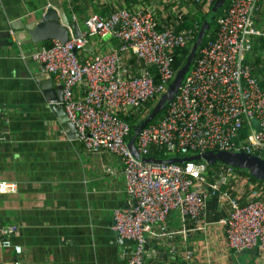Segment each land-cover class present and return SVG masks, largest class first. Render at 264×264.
I'll use <instances>...</instances> for the list:
<instances>
[{
    "label": "built area",
    "instance_id": "2783aa9c",
    "mask_svg": "<svg viewBox=\"0 0 264 264\" xmlns=\"http://www.w3.org/2000/svg\"><path fill=\"white\" fill-rule=\"evenodd\" d=\"M213 1L162 0L130 7L118 0L111 2L107 14H87L79 34L68 25L67 41L51 39L19 52L20 57L40 63L61 85L60 102L84 147L112 153L122 164L125 191L133 203L116 209L111 224L120 237L130 240L122 249L121 264H144L146 256L160 250L173 259L190 261L194 250L186 246L189 233L202 230L209 237L208 232L217 228L226 243L221 257L244 250L259 258L257 264H264L263 191L255 187L248 170L203 158L215 149L261 157L264 88L249 54L254 38L264 36L255 23L263 0L228 1L216 17L214 37L198 47L164 111L137 133L138 156L128 145L132 133L127 117L134 116L137 123L146 118L151 102L167 90L175 75L176 48L195 36L193 27L178 29L188 12L185 2L207 12ZM167 4L176 5L172 12ZM94 35L114 36L117 45L87 56V43ZM160 153L171 156L163 158ZM194 154L199 157H189ZM170 157L184 158L165 160ZM106 171L114 173L109 166ZM16 189V182L0 180V193ZM213 196L222 213L214 219L208 203ZM173 211L178 226L168 221ZM15 228L0 223V246H11L20 254L21 246L11 241ZM12 264L22 262L14 259Z\"/></svg>",
    "mask_w": 264,
    "mask_h": 264
},
{
    "label": "crops",
    "instance_id": "0c3cea01",
    "mask_svg": "<svg viewBox=\"0 0 264 264\" xmlns=\"http://www.w3.org/2000/svg\"><path fill=\"white\" fill-rule=\"evenodd\" d=\"M117 1L0 0V180L17 184L14 192L0 193V223L16 226L11 241L22 248L20 254H15L11 246H0V264H12L14 259L22 264L123 261L121 252L129 242L111 228L114 211L133 203L125 191L122 164L116 155L86 149L77 137H69L60 118L62 113H57L61 103L58 95L62 96V92L53 74L37 61L19 55L20 50L28 52L45 43H21L16 35L20 30L17 26L38 17L47 6L58 11L63 7L81 30L87 14H107L111 2ZM153 1L158 4L162 0H125L130 7H145ZM185 5L188 12L184 19L190 11L201 10L194 3ZM171 6H165L169 12L176 5ZM155 11L160 16L157 8ZM255 21L264 30V0ZM258 37L254 38L257 48L264 42V38ZM87 45V56H91L92 51L115 47L117 40L114 36L94 35ZM262 52L260 48L249 54L258 78L264 70ZM107 166L114 169L113 174L106 171ZM253 181L263 191L260 196L264 199V179ZM213 210L210 208V216ZM215 211L219 212L216 208ZM177 216L173 211L169 223L178 226ZM208 233L209 237L202 230L189 233L186 246L194 250L190 261L173 259L167 254L159 256L160 250L146 256L144 264H214L211 257L217 264H240L238 254L246 251H229L221 257L226 244L223 231L217 228ZM247 253L246 262L257 264L259 258Z\"/></svg>",
    "mask_w": 264,
    "mask_h": 264
},
{
    "label": "water",
    "instance_id": "95a60500",
    "mask_svg": "<svg viewBox=\"0 0 264 264\" xmlns=\"http://www.w3.org/2000/svg\"><path fill=\"white\" fill-rule=\"evenodd\" d=\"M224 0H214L213 5L211 6L209 16H212L216 11L217 7H219ZM22 22V21H21ZM68 25H70L73 29V31L76 34H79V29L77 27V23L75 20H70L63 7L59 8V11L53 7V6H47L43 12L39 14L38 17H35L34 19L29 20L28 22L24 23L22 22V25L17 26L20 30L16 33L17 39L21 43H29V42H42L45 40H51V39H57L62 42L68 40ZM202 40V31H198L196 39L191 45V48L186 56V60L183 63V65L178 68L175 72V75L171 82L169 83L167 90L161 94V96L158 98L154 106L152 107L150 113L146 116V118L137 125L134 126L133 132L131 137L128 140V145L131 148V150L134 152L136 156H138V153L136 151V148L134 146V139L139 132V130L149 121L151 120L157 112H159L165 102L170 99L169 93L174 90L178 89V86L180 85L182 78L186 71L189 68V65L191 64L194 53L196 49L198 48L200 42ZM59 87L61 89V85L59 84ZM176 92V91H175ZM59 99L61 100V95H58ZM56 108V106H55ZM58 112L62 122L66 124V129L68 130V134L70 138L77 137L76 128L74 124L67 118V116L64 113V108L62 106V103L59 104ZM206 151V152H210ZM205 152V153H206ZM220 152L222 155H220ZM217 158H220L222 161L224 160L225 163L244 168L249 171V173L253 177H264V158L258 156L257 154H251L244 151H231V150H221L216 154ZM189 157L198 158L199 154H194ZM184 157H170L168 159H165L166 161H182ZM147 160H156L159 161L160 159L155 158H144ZM213 162V161H212ZM130 242V240H128ZM244 251V250H242ZM159 256L166 257V251L162 250L159 253Z\"/></svg>",
    "mask_w": 264,
    "mask_h": 264
},
{
    "label": "trees",
    "instance_id": "16d2710c",
    "mask_svg": "<svg viewBox=\"0 0 264 264\" xmlns=\"http://www.w3.org/2000/svg\"><path fill=\"white\" fill-rule=\"evenodd\" d=\"M228 1L229 0H224L223 3L220 5V7H218L217 11L212 16H209L210 9H209V11L203 12V13L202 12L200 13V11L198 9L195 12L190 11L189 14L185 17L186 19L188 18L187 20L183 18L182 23L180 24V26H178V29L179 28H183V27H193L195 29V36H194V38L191 41H189L184 46L177 47L176 48L175 53H174V59H173V69L174 70H177L178 68H180L183 65V63L185 62L186 56H187V54H188V52H189V50L191 48L192 43L196 39L197 33L200 30L201 25H202V22H203V20L205 18H207V27H206L205 33L202 34V40H201L199 46L202 45V44H205L206 42H208L209 40H211L214 37L215 32H216V24H217L216 17H217V15L219 13L222 12L223 8L225 6H227ZM213 3H214V1L211 3V6L213 5ZM260 37H261V39L264 38V36H260ZM50 41L51 40H45L43 42L45 44H49ZM255 44H256V42L254 41L253 42V48H252L253 49L252 50L253 53H254L255 50H258L260 48L263 49V51H264V42L261 43L258 48H257V46ZM197 51H198V48L196 49V51L194 53V57L198 53ZM262 53H263V56H264V52H262ZM152 70H154V67H152ZM262 72L263 73L260 75L259 81H260V84L262 85V87L264 88V70H262ZM156 77L157 76H155V78ZM161 110H162L161 111V113H162L164 111V109H161ZM161 113L158 114V112H157L154 117H156L158 115H161ZM127 119L130 122V125H131V133H132L134 126L137 125L139 122L137 123L136 118L134 116H128ZM150 121H152V120H150ZM211 151H214L215 154H217L219 152L216 149L215 150H211ZM262 151L264 152V149L261 150V154L260 155H261L262 158H264V153ZM160 154H161L160 156H162L163 158L168 157L167 155H164L162 153H160ZM218 161H220V159H218L217 156L215 155L212 164H217ZM251 178L252 179H257L256 177H253V176H251ZM263 179H264V177L263 178H260V179L258 178V180H263ZM208 203H209V207L211 209L214 208L213 215H212L213 218H216L220 214H222L220 211L219 212L215 211V208H216V198L214 196L209 199Z\"/></svg>",
    "mask_w": 264,
    "mask_h": 264
},
{
    "label": "rangeland",
    "instance_id": "374dc122",
    "mask_svg": "<svg viewBox=\"0 0 264 264\" xmlns=\"http://www.w3.org/2000/svg\"><path fill=\"white\" fill-rule=\"evenodd\" d=\"M219 7H220V6H219ZM210 9H211V7H210ZM217 9H218V7H217ZM199 11H200V13L202 12L201 10H199ZM202 13H203V12H202ZM206 27H207V18H205V19L203 20L202 25H201V28H200V30L202 31V34L205 33V31H206ZM200 30H199V31H200ZM175 91H176V89L172 90V91L169 93V96L171 97V96L175 93ZM156 101H157V99L154 100L153 102H151V105L153 106V105L156 103ZM161 111H162V110H160V111L158 112V114H160ZM158 114H157V115H158ZM216 150L221 151V149H216ZM215 155H216V154L214 153V151H210V152H206V153H204V154H203V158L206 159L209 163H213L212 161H213ZM220 155H222L221 152H220ZM168 156H171V155H168ZM218 159H220V158H218ZM218 162H225V161H224V160L222 161V160L220 159V161H218ZM239 168H241V167H239ZM248 172H249V171H248ZM258 178H261V177H258ZM247 256H248V253H247V252H246V253H239V254H238V260H239L240 264H249L248 262H246V258H247ZM235 264H236V263H235Z\"/></svg>",
    "mask_w": 264,
    "mask_h": 264
},
{
    "label": "clouds",
    "instance_id": "9594fccd",
    "mask_svg": "<svg viewBox=\"0 0 264 264\" xmlns=\"http://www.w3.org/2000/svg\"><path fill=\"white\" fill-rule=\"evenodd\" d=\"M71 20V19H70ZM154 106V105H153Z\"/></svg>",
    "mask_w": 264,
    "mask_h": 264
},
{
    "label": "flooded vegetation",
    "instance_id": "af4514ba",
    "mask_svg": "<svg viewBox=\"0 0 264 264\" xmlns=\"http://www.w3.org/2000/svg\"><path fill=\"white\" fill-rule=\"evenodd\" d=\"M170 82H171V81H170ZM170 82H169V83H170Z\"/></svg>",
    "mask_w": 264,
    "mask_h": 264
}]
</instances>
